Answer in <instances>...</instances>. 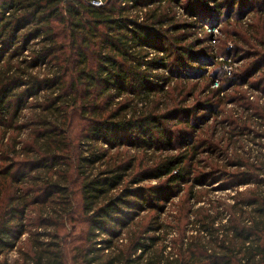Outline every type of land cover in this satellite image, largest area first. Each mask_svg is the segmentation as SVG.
Listing matches in <instances>:
<instances>
[{"label": "trees", "instance_id": "trees-1", "mask_svg": "<svg viewBox=\"0 0 264 264\" xmlns=\"http://www.w3.org/2000/svg\"><path fill=\"white\" fill-rule=\"evenodd\" d=\"M236 12L259 90L264 0H0V264H264V104L190 34Z\"/></svg>", "mask_w": 264, "mask_h": 264}, {"label": "rangeland", "instance_id": "rangeland-1", "mask_svg": "<svg viewBox=\"0 0 264 264\" xmlns=\"http://www.w3.org/2000/svg\"><path fill=\"white\" fill-rule=\"evenodd\" d=\"M185 14V10L178 9L177 18L185 20L186 22L184 23L192 22L191 18H187ZM237 16L238 13L236 12L232 15V18L227 23L223 22V17L219 20V22H216L215 25L210 22L209 24L205 25V28L193 30L190 34L196 33L200 39L205 37L209 38L207 47H210L212 54L219 57L220 62L225 60L229 64L225 66L228 78L237 77V80L239 81V84H235L234 86H232L231 83L227 84L225 87V92L221 94L223 100L221 98L217 100V103L221 105L220 110L222 111V114L220 115L218 120H228L229 122L235 120H241V122L245 121L243 125L249 126V124H251L250 129L254 131L253 133H256L261 132V128L260 123H256V121H259V119H257L254 114H261V111L256 109L255 105H253L252 107L251 104H264V85L258 90V84H260V82L263 80L261 79L263 76L261 74H258L256 77L249 78V71L246 72V69L249 70V64L256 58V55L254 53L259 52L261 50L259 47H252L249 45V38L251 35L249 34V25L256 24L258 22V17L260 16H245L244 19H239L240 22H238ZM227 37H229V39ZM253 44H255V42H253ZM251 55H254V57L253 59L249 60V56ZM227 56L230 58L227 59ZM254 61L256 62V59ZM214 70L215 68H208V72H213ZM194 82H200L201 88L208 86V84L206 85L205 82L200 80ZM224 82H226V79L225 77L221 76L216 82L213 83L212 89L217 90L221 87ZM243 82H246V84L242 85ZM203 99L204 97L202 98V100ZM249 108L251 109L249 110ZM249 117L253 118L255 122L252 123L251 121H249ZM214 121L215 119L213 118L209 122V125ZM227 125L228 123H221L218 129V136H222V134L226 132V137L232 138V143L238 142L239 146L244 145L245 151H248L251 148H260V145H254L250 141L253 136L248 137L249 134L247 135V137L243 138L244 141H238L240 137L236 135L232 136L231 133L229 134V131H231L233 128H229L227 127ZM207 133L208 131L206 132V136ZM227 143L228 141L226 142V144ZM222 144L225 145V148L227 147L226 144ZM233 150H231V152H233ZM204 154L200 157L201 159L206 160L208 158V155ZM234 171L236 170L231 169V172ZM155 184H157V181L145 183V185L149 187L154 186ZM208 187L207 190L209 189ZM213 187L217 188V191L213 192L212 196H217L221 198L223 196L228 195L227 192H224L220 189L219 183H216ZM9 257L14 260L16 258V255L10 254Z\"/></svg>", "mask_w": 264, "mask_h": 264}, {"label": "built area", "instance_id": "built-area-1", "mask_svg": "<svg viewBox=\"0 0 264 264\" xmlns=\"http://www.w3.org/2000/svg\"><path fill=\"white\" fill-rule=\"evenodd\" d=\"M95 5H96V6H100L101 3H100V2H96Z\"/></svg>", "mask_w": 264, "mask_h": 264}]
</instances>
